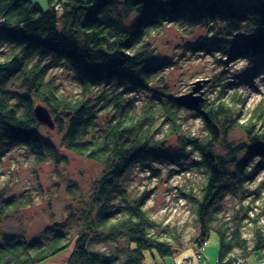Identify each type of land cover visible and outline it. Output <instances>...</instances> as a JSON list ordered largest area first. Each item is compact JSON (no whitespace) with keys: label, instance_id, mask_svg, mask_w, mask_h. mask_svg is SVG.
Wrapping results in <instances>:
<instances>
[{"label":"trees","instance_id":"trees-1","mask_svg":"<svg viewBox=\"0 0 264 264\" xmlns=\"http://www.w3.org/2000/svg\"><path fill=\"white\" fill-rule=\"evenodd\" d=\"M47 1L48 8L42 10L29 0H0V160L15 144L33 149L39 162L56 156L54 144L38 131L31 102L35 97L53 117L64 148L97 162L102 172L77 212L46 228L44 240L0 234V264H42L68 250L64 264H144L145 251L165 257L185 250L180 231L166 232L145 208L147 192L131 195L122 189L131 167L147 168L154 161L185 162L202 170L198 191L185 196L194 206L198 234L193 246L215 232L218 262L231 264L235 248L245 252L249 247L236 222L240 209L231 222L218 226L212 224L218 219L214 210L224 196L244 189L263 169L256 157L264 159V101L243 109L245 96L219 90L195 111L204 132H186L182 113L187 108L177 105L157 82L166 62L155 63L149 39L179 20L204 23L218 18L243 36L233 47L211 50L222 48L225 56L256 59L264 67V0ZM197 49L203 45L190 47ZM49 55L73 71L80 85L75 98L46 79L50 65L43 58ZM12 78H19L25 88L24 109L7 89ZM133 89L143 90L151 100L137 101L130 95ZM232 129H239L244 140L228 141ZM117 195L120 200L115 202ZM31 203L30 197H5L0 185V224ZM72 224L73 232L68 230ZM251 234V250H264V230L254 225ZM94 238L125 245L106 251L91 245Z\"/></svg>","mask_w":264,"mask_h":264},{"label":"rangeland","instance_id":"rangeland-1","mask_svg":"<svg viewBox=\"0 0 264 264\" xmlns=\"http://www.w3.org/2000/svg\"><path fill=\"white\" fill-rule=\"evenodd\" d=\"M234 3L251 2L256 0H232ZM33 6L42 10L48 8L47 0H30ZM228 22L215 19L204 23L186 19L179 20L175 25L164 26L150 39V48L155 63L164 60L166 68L156 74L157 82L166 87L168 96H176L191 91L197 83L200 84L199 93L203 104L207 103L219 90L237 91L246 97L243 109L264 101V67L258 60H250L245 56H225L221 50H211L214 47H232L235 40L241 39L242 34L232 29ZM203 45L202 50H190V47ZM6 52V47H3ZM37 56L31 61L35 62ZM49 63L46 79L50 80L57 90L69 98H75L80 91V85L73 71L50 55L43 58ZM215 80L218 85L214 86ZM7 89L12 101L24 109L25 88L21 86L19 78H12ZM130 95L137 101H150V96L140 89H133ZM32 107L41 104L32 98ZM106 115L101 116L103 122ZM184 130L194 135L204 132L202 121L195 110L186 109L182 113ZM38 130L46 140L52 142L56 148V156H45L44 161H38L33 149L15 144L4 152L0 160V185L5 197L21 196L31 198L30 206L14 213L8 220L0 224V234L13 232L25 234L30 240H44L45 229L51 228L53 223L65 219L70 211L82 206L91 191L92 182L102 172V166L95 161L77 156L64 148L61 143L62 134L57 128L50 129L44 124H38ZM228 141L240 143L244 134L239 129H232L228 133ZM173 143V140H170ZM257 160L264 159L256 157ZM203 178L202 170L188 166L183 162L176 165L171 162L154 161L147 168L133 166L128 170L122 189L127 194L136 195L148 193L145 208L166 232L180 231L182 240L189 249L175 256L160 257L152 251H145L144 264H186L184 259L190 253L193 240L197 234L194 218V206L185 196L188 192H197ZM120 195L115 197L119 201ZM242 207L237 215L241 218L242 237L248 242V249L242 254L236 250L237 256H242L253 264L257 259L264 261V250H251V229L259 225L264 230V166L254 181L247 183L244 189L230 192L214 210L218 217L213 221L214 226L232 220L237 208ZM75 224L69 227L73 232ZM51 233V229L47 232ZM95 248L106 251L117 247L122 250L124 241L106 244L98 238L91 240ZM70 250L64 253L60 261L52 260L42 264H64ZM218 254V238L212 232L206 241L201 264H215ZM123 257V255H121ZM196 263V264H200Z\"/></svg>","mask_w":264,"mask_h":264},{"label":"bare ground","instance_id":"bare-ground-1","mask_svg":"<svg viewBox=\"0 0 264 264\" xmlns=\"http://www.w3.org/2000/svg\"><path fill=\"white\" fill-rule=\"evenodd\" d=\"M30 1V0H29ZM32 4V3H31ZM58 6V8H56ZM54 9L56 10V11H58V12H60L61 11V6H60V4H56L55 5V7H54ZM0 21H1V19H0ZM234 57V56H233ZM232 58V57H231ZM192 90V89H191ZM190 92V91H189ZM188 93V92H187ZM185 94V93H184ZM194 95H200L201 97H202V95L199 93V92H196ZM203 98V97H202ZM200 103H202V102H200ZM41 105H43V104H41ZM200 105V104H199ZM199 105L197 106V108L196 109H194L195 111L198 109V107H199ZM44 106V105H43ZM180 106V105H179ZM45 107V106H44ZM181 107H183V106H181ZM33 108L34 107H32V113H33ZM48 110V109H47ZM193 110V109H192ZM51 115V114H50ZM33 116H34V113H33ZM35 118V117H34ZM52 121H53V123H54V127L53 128H56V124H55V122H54V119H53V117H52ZM37 124H40V123H38L37 122ZM41 124H44V123H41ZM44 125H46V124H44ZM47 126V125H46ZM48 127V126H47ZM53 128H51V129H53ZM39 131V130H38ZM40 133V132H39ZM2 158V157H1ZM28 197V196H27ZM31 205V204H30ZM29 205V206H30ZM28 207V206H27ZM26 208V207H25ZM22 209H24V208H22ZM237 209H242V207H239V208H237ZM20 211V210H19ZM9 218H6V219H4L3 221H6V220H8ZM2 221V222H3ZM1 222V223H2ZM225 222H231L230 220L229 221H225ZM236 222H239V223H241V218L240 219H237L236 220ZM261 227V226H260ZM262 228V227H261ZM7 233H13V232H7ZM212 233V232H211ZM211 233H209V235H208V237L200 244V245H197V246H192V248H190V250H189V254L187 255V257L184 259V262L186 263V264H196V263H200V258L203 256V251H204V247H205V245H206V241H207V239L210 237V234ZM215 233V232H214ZM1 234H3V233H1ZM18 234V233H17ZM198 234V233H197ZM197 234H196V236H197ZM243 234V233H242ZM25 235V234H24ZM217 235V234H216ZM196 236H195V238H196ZM251 236H252V234H251ZM25 237L26 238H28L26 235H25ZM217 238H218V235H217ZM29 239V238H28ZM33 239V238H32ZM34 240V239H33ZM218 241H219V239H218ZM187 249H189V247H187L185 250H187ZM240 250L241 252H242V254L244 253V251L241 249V248H235L234 249V254H235V251L236 250ZM185 250H183V251H185ZM182 251V252H183ZM218 251H219V249H218ZM256 252V251H255ZM258 252V251H257ZM64 253L65 252H61V253H59V254H56L55 256H53L52 258H54L55 260H57V261H60V258L61 257H63L64 256ZM181 253V252H180ZM180 253H177V254H175V255H179ZM175 255H173V256H175ZM218 255V254H217ZM61 256V257H60ZM159 256V255H158ZM161 257V256H160ZM50 260H52L51 258L50 259H48V260H46V261H44V263H46V262H48V261H50ZM179 264H182V263H179ZM201 264V263H200ZM215 264H221V263H219L218 262V259H216V263ZM231 264H249L248 263V261L246 260V259H244V257H242V256H237L236 255V257L234 258V260L231 262ZM253 264H264V261H260V260H256Z\"/></svg>","mask_w":264,"mask_h":264},{"label":"water","instance_id":"water-1","mask_svg":"<svg viewBox=\"0 0 264 264\" xmlns=\"http://www.w3.org/2000/svg\"><path fill=\"white\" fill-rule=\"evenodd\" d=\"M199 88L200 84L197 83L195 87H192V90L190 92L176 96L173 99L174 102L177 105L183 106L187 109H196L203 99L200 95H194L196 92L199 91ZM33 113L38 123H44L50 129L54 127L52 117L46 107L41 104H37L33 108Z\"/></svg>","mask_w":264,"mask_h":264},{"label":"built area","instance_id":"built-area-1","mask_svg":"<svg viewBox=\"0 0 264 264\" xmlns=\"http://www.w3.org/2000/svg\"><path fill=\"white\" fill-rule=\"evenodd\" d=\"M56 8H58V6Z\"/></svg>","mask_w":264,"mask_h":264}]
</instances>
